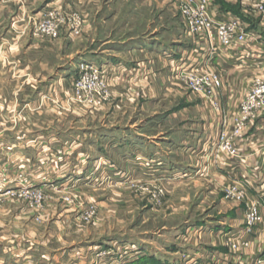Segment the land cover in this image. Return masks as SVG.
Instances as JSON below:
<instances>
[{
  "label": "crops",
  "instance_id": "crops-1",
  "mask_svg": "<svg viewBox=\"0 0 264 264\" xmlns=\"http://www.w3.org/2000/svg\"><path fill=\"white\" fill-rule=\"evenodd\" d=\"M208 1L217 7L219 13L242 19L250 30L264 36V29L251 14L253 3L260 0ZM49 10L58 11L63 17V37L54 43L31 36L32 22ZM72 21L76 22L75 29L67 25ZM78 43H82L81 52L90 56L86 64L97 65L107 75L112 102L118 105L117 109L109 107L107 111L118 110V130H123L121 127L126 129L129 125L130 129L136 127L142 132L145 125L137 127L136 122L141 120L143 114H148L147 107L165 103L175 104L178 110L167 108L163 116L168 119L179 118L187 126L188 132L190 109L195 108L191 101H199L205 108L200 112V122L193 133L202 140L210 136L213 138L221 130L231 128L249 81L256 74H264V59L255 58L249 63L238 64H225L213 59L212 65L220 73L223 82L220 90L221 109L216 111L205 97L189 94L187 86L177 76L185 67L203 63L205 47L204 44L193 43L183 34L175 0H0V119L40 118L42 113L45 114L46 97H42V94L48 85L58 89L64 82L70 83V78L65 79L67 71L61 65L71 56V50L67 48ZM248 49L255 57L256 49ZM54 96L53 103L65 98L66 104L70 106L71 119L73 104L68 102L67 95ZM35 103L39 106H33ZM3 104L6 105L4 110ZM20 104H24L22 108ZM150 113L155 114L156 111ZM134 114L138 118L131 121ZM105 115L110 117L113 113ZM71 120L74 121V117ZM123 132L126 133V130ZM37 133L39 136V130ZM70 134V146H50L60 147L65 156L55 161L57 170L52 177L53 182L65 180L71 183V179L77 176L76 173L61 169L66 167L67 160H71L72 153L77 150L75 141L71 146ZM187 134L182 145L131 148L136 157H141L142 151L154 155L159 177L174 178L180 173L176 172L178 168L186 170V174L191 171L195 174L190 179L178 182L193 185L197 189L205 185L212 187L210 191L206 188L199 192L203 199L219 201L220 220L210 222L200 219L187 226L180 239L188 242L185 248L188 250L184 249L179 257H164L163 263L158 259L156 264H189L185 257L197 264H264V233L251 236L247 249H241L236 254L230 253L225 239L227 236L235 238L243 234L240 219L244 205L224 198V190L229 184L243 183L248 197L258 198L264 209V117L245 135L244 142L239 144L242 146V157L230 167L224 166L221 160L212 163L206 153L203 161L194 157L189 148L195 146H189ZM170 140L174 142L173 138ZM47 147L28 144L6 146L9 153L5 152V155L13 167L29 169L32 159L29 153L37 152L35 155L41 163L45 159ZM121 149L125 153L127 146H118V150ZM151 150L159 152L158 155ZM0 155H4L2 150ZM122 173L121 170L119 174ZM38 181L44 182L46 179ZM217 186L221 187L217 190Z\"/></svg>",
  "mask_w": 264,
  "mask_h": 264
},
{
  "label": "rangeland",
  "instance_id": "rangeland-1",
  "mask_svg": "<svg viewBox=\"0 0 264 264\" xmlns=\"http://www.w3.org/2000/svg\"><path fill=\"white\" fill-rule=\"evenodd\" d=\"M32 28L33 22L32 38L44 39L33 36ZM61 30L62 25L58 40L46 42L59 41L63 37ZM81 44L67 48L71 56L61 65L70 83L64 82L58 89L48 85L42 94L46 97V115L0 119V150L4 152L0 155V264H156L158 259L163 263L164 257H179L188 246L186 240L180 239L187 226L200 219L220 220L219 201L201 196L199 190L210 191L209 185L197 189L178 182L190 179L195 175L192 171L186 174V170L176 168L180 173L174 178L159 177L154 155L142 151L141 157H136L131 146H178L188 133L189 146H195L189 148L193 156L202 160L206 153L216 164L217 136L202 140L193 133L205 106L191 101L195 108L190 109L188 132L179 118L163 116L167 108L178 110L175 104L165 103L147 107L148 114L156 113H150L149 117L145 113L141 122H136L137 127L145 125L142 132L136 127L130 129L129 125L126 129L120 128L126 133L118 130V110L107 111L109 107H118L111 95L95 107L93 102L100 95H87L81 83L84 71L80 67L87 65L89 56L81 52ZM71 61L74 63L70 64ZM98 70L109 87L107 75ZM55 94L62 97L66 94L68 102H72L74 121L70 119V106L65 98L53 103ZM189 94L196 96L190 91ZM43 104L42 99L41 107ZM3 105L4 110L6 105ZM20 105L22 108L24 104ZM108 112L113 115L107 117ZM135 115L131 121L138 118ZM149 120H152L150 124ZM70 132L71 146L75 141L77 150L61 169L77 176L71 183L53 182L57 170L55 161L65 156L60 147L50 146H70ZM27 144L49 146L45 159L39 163L37 152H30L29 169L13 167L7 161L6 146ZM118 146H127L125 153ZM121 170L123 173L119 174ZM43 179L46 181H38Z\"/></svg>",
  "mask_w": 264,
  "mask_h": 264
},
{
  "label": "built area",
  "instance_id": "built-area-1",
  "mask_svg": "<svg viewBox=\"0 0 264 264\" xmlns=\"http://www.w3.org/2000/svg\"><path fill=\"white\" fill-rule=\"evenodd\" d=\"M177 10L184 28V35L193 43L204 44V60L201 65L192 64L185 67L177 76L193 94L205 97L216 111L221 109L220 90L223 82L220 73L213 67L212 60L220 63L238 64L241 62L264 59V36L252 31L240 18L219 13L217 7L208 0H177ZM251 14L264 29V1L252 5ZM63 17L58 11L49 10L33 21V36L55 41L59 38ZM76 28V22H68ZM248 48L256 49V56ZM85 67V68H84ZM84 71L81 79L87 95L99 96L93 106H100L110 95L105 76L94 65H82ZM91 102V101H90ZM264 117V74L254 75L248 83L243 98L240 100L236 114L229 130H221L217 135L218 146L216 161H223L224 166H234L242 157L241 142L245 135ZM225 200L243 204L241 213L242 235L226 237L225 242L231 254L249 246V237L264 233V209L258 198H249L243 183L230 184L225 189ZM188 260V261H187ZM189 264H197L185 257Z\"/></svg>",
  "mask_w": 264,
  "mask_h": 264
},
{
  "label": "bare ground",
  "instance_id": "bare-ground-1",
  "mask_svg": "<svg viewBox=\"0 0 264 264\" xmlns=\"http://www.w3.org/2000/svg\"><path fill=\"white\" fill-rule=\"evenodd\" d=\"M85 68V67H84ZM71 181V180H70Z\"/></svg>",
  "mask_w": 264,
  "mask_h": 264
}]
</instances>
